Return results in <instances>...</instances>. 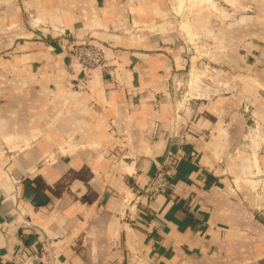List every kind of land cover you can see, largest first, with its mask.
<instances>
[{
	"label": "crops",
	"instance_id": "obj_1",
	"mask_svg": "<svg viewBox=\"0 0 264 264\" xmlns=\"http://www.w3.org/2000/svg\"><path fill=\"white\" fill-rule=\"evenodd\" d=\"M171 9L0 0V264H264V67L235 66L233 28L203 66ZM168 155L170 189L146 200Z\"/></svg>",
	"mask_w": 264,
	"mask_h": 264
},
{
	"label": "rangeland",
	"instance_id": "obj_2",
	"mask_svg": "<svg viewBox=\"0 0 264 264\" xmlns=\"http://www.w3.org/2000/svg\"><path fill=\"white\" fill-rule=\"evenodd\" d=\"M178 2L180 0H171L172 15L177 18L178 26L188 30L187 46L190 50L198 52L195 54L199 61H202L203 66L208 67L209 64L215 66V64L221 63L220 58L214 60L211 57L212 51L214 52L213 48L217 45L221 46L223 41L221 33L225 32L226 29L228 31L233 28L234 46L231 51L235 54V66L238 56L243 57L244 60L248 59L251 69L264 67V39L262 43L258 41L259 36H264V0H182L183 5L181 7ZM244 25L249 26L250 33L249 39L246 41V37L241 39L240 35L242 32H246L247 28H244ZM246 42L248 43L245 44ZM225 49V46H221V50ZM241 66L236 70L240 69ZM201 71L191 75H196L194 80L199 83L196 86L200 85L203 91L193 94L198 97L206 96L205 90L209 88L205 83L208 80L207 75L203 69ZM240 75V72H234L235 86L236 81H240ZM250 75H254V72L251 71ZM186 83L187 81L175 87L177 99L186 96V92H190L192 95V90L186 86ZM252 122L256 123V120Z\"/></svg>",
	"mask_w": 264,
	"mask_h": 264
},
{
	"label": "built area",
	"instance_id": "obj_3",
	"mask_svg": "<svg viewBox=\"0 0 264 264\" xmlns=\"http://www.w3.org/2000/svg\"><path fill=\"white\" fill-rule=\"evenodd\" d=\"M68 56L75 60L83 70L89 71L98 69L104 65V49L94 44H71L68 48ZM171 158L166 156L161 165L150 177L146 187L143 190V196L146 200L153 201L157 196L166 195L170 189L169 170H171ZM35 257L32 259L36 264H50L47 253L34 252ZM31 259V258H30ZM28 259L23 264H33Z\"/></svg>",
	"mask_w": 264,
	"mask_h": 264
}]
</instances>
